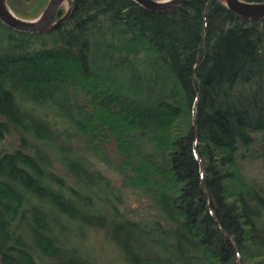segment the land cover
Segmentation results:
<instances>
[{
  "label": "trees",
  "instance_id": "16d2710c",
  "mask_svg": "<svg viewBox=\"0 0 264 264\" xmlns=\"http://www.w3.org/2000/svg\"><path fill=\"white\" fill-rule=\"evenodd\" d=\"M263 147L264 18L73 0L48 32L0 21V264H91L88 227L127 264H264L241 169Z\"/></svg>",
  "mask_w": 264,
  "mask_h": 264
},
{
  "label": "water",
  "instance_id": "95a60500",
  "mask_svg": "<svg viewBox=\"0 0 264 264\" xmlns=\"http://www.w3.org/2000/svg\"><path fill=\"white\" fill-rule=\"evenodd\" d=\"M141 6L151 11L168 10L185 3L187 0H134ZM232 12L247 18H264V0H221ZM73 0H47L43 10L34 18L27 19L14 13L6 0H0V21L8 27L18 31L42 33L56 28L70 13ZM65 5L64 12L58 18V10L61 5Z\"/></svg>",
  "mask_w": 264,
  "mask_h": 264
},
{
  "label": "rangeland",
  "instance_id": "374dc122",
  "mask_svg": "<svg viewBox=\"0 0 264 264\" xmlns=\"http://www.w3.org/2000/svg\"><path fill=\"white\" fill-rule=\"evenodd\" d=\"M44 5H40V0H32L28 3H21L19 8L23 11H30L32 13L36 8H38L33 15L22 16L14 13L20 17L31 19L36 17L44 8L47 3V0H44ZM9 5V4H8ZM36 6V8H29ZM65 7V5L63 4ZM252 158V159H251ZM241 169L243 173L249 178L257 179L264 186V147L258 148L256 150V155L250 158H246L241 165ZM114 180L117 182L118 179ZM136 193L131 191L125 195V202L121 206V208H129L130 205L137 206L140 201L137 197H135ZM141 209V208H140ZM132 215L134 213H131ZM82 238V239H81ZM81 240L79 239L77 242L79 247H82L81 251L86 254V256L90 259L91 264H127L123 257L119 254L115 246L110 242V240L106 237L104 231L100 228L96 227H88L85 229L84 234L81 236ZM77 240V238H76ZM81 244V245H80Z\"/></svg>",
  "mask_w": 264,
  "mask_h": 264
}]
</instances>
